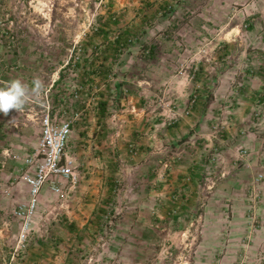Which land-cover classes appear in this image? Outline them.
<instances>
[{"label":"rangeland","instance_id":"1","mask_svg":"<svg viewBox=\"0 0 264 264\" xmlns=\"http://www.w3.org/2000/svg\"><path fill=\"white\" fill-rule=\"evenodd\" d=\"M95 74L104 92L113 96L109 112L114 114L129 112L134 105L128 104L130 97L146 111L162 101L176 108L177 91L189 105L193 91L199 98H193V106L214 107L209 117L194 115L202 120L195 140L204 147L209 137L200 132L212 126L222 135L224 122L238 107L234 97L218 100L214 94L220 76H232L235 91L243 90L239 84L245 82L250 88L253 78L264 87V0H0V87L20 79L31 88L37 77L44 84L22 112L0 113V264H14L27 247L20 242L22 222L14 212L30 199L23 158L35 148L44 98L49 95L52 106L62 111L61 105L71 102V93L79 86L84 88L83 100L98 94ZM83 100L74 99V105L64 109L65 116L73 115L76 103L82 108ZM256 101L254 116L263 131L264 102ZM169 109L166 118L174 121ZM80 130L76 125L72 154ZM171 148L167 146V153ZM118 163L124 171L115 183L117 199L112 198L97 231L132 233L133 240L104 237L90 242L87 249L76 246L79 264H264V175L252 179L245 193H231L227 200L212 203L213 193L205 187L211 170L188 164L180 169L184 173L174 187L167 181L165 204L157 208V196L141 189L153 179L140 177V165L132 171L126 161ZM190 172L193 192L184 185ZM232 172L247 182L253 177L252 170L242 167ZM59 195L48 185L43 189L33 230V238L39 239H33L35 247L41 244L40 233L61 237L68 231V225L62 227L55 220L62 216ZM45 219L48 225L43 226L40 222Z\"/></svg>","mask_w":264,"mask_h":264},{"label":"crops","instance_id":"2","mask_svg":"<svg viewBox=\"0 0 264 264\" xmlns=\"http://www.w3.org/2000/svg\"><path fill=\"white\" fill-rule=\"evenodd\" d=\"M94 77V84L100 89L98 94L92 93L90 97L87 95L85 100L81 95L82 108L76 103L75 111L82 117L74 126L75 131L76 125L77 127L80 125L81 132L77 136L78 140L74 142L73 155L77 159L82 178L75 189L65 184L62 194L59 195L62 216L55 220L60 221L59 225L62 227L68 225V231L63 232L61 237L49 232L40 233L38 237H41V244L37 247L33 239L34 241L39 239L33 238L32 234L26 244L27 247L17 254L18 260L14 264H79L80 256L77 253L79 249L77 250L76 246L87 249L90 242H98L104 237L107 241L109 239L133 240L132 233L103 234L97 231V228L103 224V213L105 214L106 209H109L112 198L117 199L115 183L120 181L119 177H122L121 173L124 171L118 167L120 165L118 161H126V166L131 165L132 171L140 165V177L145 181L153 179L147 187L146 184L141 185V189L142 193L151 191V194L154 193L157 196V203H155L157 208H160V203L165 204L167 187L169 184L174 187L173 182L184 173L180 169H185L188 164L189 168L195 169L202 166L211 170L207 178L209 184H205V187L213 193L209 199L212 203L227 200L231 193H245L252 179H256L258 175H264L261 173V168L264 169V160L261 162L259 156L262 149L264 150V130H259L258 126H261V123L254 116L253 105L259 98L264 102V87L263 83L256 78L249 77L250 88L245 86V82L239 84L244 85L243 90L239 88L235 91L236 86H231L234 78L225 74L220 76L214 94L218 96V100L229 96L234 97L238 107H234L231 111L234 116L224 122L222 135L214 132L212 126H207L200 132L208 134L209 140L202 143L204 147H199L195 139L199 134V122L202 120H197L194 115L200 112L207 113L209 117L208 113L213 111L214 107L204 106L205 104L203 107L193 106V98L199 99L196 94L193 95V91L192 95L188 96L189 105L186 99L184 101V94L177 91L180 100H177L174 112L180 115L174 116V121L167 120L166 108L161 103L154 106L155 109L146 111L145 106L136 104L138 100H135V97H130L128 100V104L132 102L134 104L129 107L128 113L126 109H122L121 112L114 114L109 112L113 96L104 92L105 86L99 84L101 82L96 74ZM62 85L64 87L63 83ZM171 89V87L169 90L165 89V93ZM241 96H243L242 100ZM139 98L144 99L142 94ZM63 99L65 101L66 98ZM74 99L70 97L71 102L68 104L65 101L66 106L61 105V109L71 108L75 103ZM92 105H97L93 111ZM122 105L125 103L123 102ZM183 144L184 147H182ZM167 146H171L173 151L170 150L167 153ZM207 148L212 152H206ZM202 149L204 151L199 152ZM261 153L264 154V152ZM138 158L140 162H137ZM241 167L253 171V177L248 178L249 183L237 172L233 174V170ZM185 173L188 174V172ZM231 174L233 177H230ZM185 176H182V179ZM193 176V172H190V176L185 177L184 185H187L185 189L190 192L194 191L190 190L195 180ZM169 180L170 183L167 185ZM262 185L264 186V182ZM201 187L196 189L195 193H198ZM144 201L143 199V203ZM149 201L150 199L147 198V203ZM44 221L40 224L48 225L47 219ZM43 242L45 246L42 245ZM107 250L104 249V251ZM86 259L93 262L95 257L88 256Z\"/></svg>","mask_w":264,"mask_h":264},{"label":"built area","instance_id":"3","mask_svg":"<svg viewBox=\"0 0 264 264\" xmlns=\"http://www.w3.org/2000/svg\"><path fill=\"white\" fill-rule=\"evenodd\" d=\"M83 90V86L75 88L71 93L72 97L80 99ZM44 100L45 104L38 118L40 132L36 146L33 153L23 158L28 168L23 180L29 187L30 199L27 204L19 206L14 212L22 222L20 242L23 244L28 243L35 229L44 187L48 185L53 193L62 194L65 184L75 189L82 178L77 159L70 152L74 126L82 115L73 112L72 116L66 117L65 108L62 111L56 110L51 104L49 95ZM162 106L169 107V111L175 117L180 115L174 112L170 104L165 105L162 101ZM16 158L20 159L21 156L17 155Z\"/></svg>","mask_w":264,"mask_h":264},{"label":"clouds","instance_id":"4","mask_svg":"<svg viewBox=\"0 0 264 264\" xmlns=\"http://www.w3.org/2000/svg\"><path fill=\"white\" fill-rule=\"evenodd\" d=\"M33 87H29L20 79L9 81L0 87V113L7 116L11 110L22 112L33 95L39 94L44 89L43 82L37 77L33 79ZM11 121V123H13Z\"/></svg>","mask_w":264,"mask_h":264}]
</instances>
